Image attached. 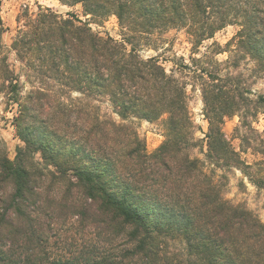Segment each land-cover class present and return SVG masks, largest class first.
<instances>
[{
	"label": "trees",
	"instance_id": "obj_1",
	"mask_svg": "<svg viewBox=\"0 0 264 264\" xmlns=\"http://www.w3.org/2000/svg\"><path fill=\"white\" fill-rule=\"evenodd\" d=\"M59 1L81 3L97 18L115 15L123 42L73 13L26 11L10 45L30 84L24 91L4 51L0 15V94L17 106L13 124L23 142L10 159L0 141V264H264V223L225 199L220 182L237 169L264 189V145L252 147L262 157L249 163L222 129L235 113L239 126H250L264 95L251 99L232 76L202 74L201 161L190 154L198 139L186 83L136 50L139 40L173 28L185 29L198 48L234 24L232 65L248 56L264 77V0ZM97 97L120 122L90 109L85 99ZM163 115L165 138L147 153L123 121ZM205 161L224 170L219 179L204 171ZM176 239L184 243L178 257L169 251Z\"/></svg>",
	"mask_w": 264,
	"mask_h": 264
},
{
	"label": "rangeland",
	"instance_id": "obj_2",
	"mask_svg": "<svg viewBox=\"0 0 264 264\" xmlns=\"http://www.w3.org/2000/svg\"><path fill=\"white\" fill-rule=\"evenodd\" d=\"M39 7H50L53 11L67 16L68 13L76 15L83 23L88 24L92 31L100 36L112 37L123 42L124 31L119 25L117 17L109 14L102 18L86 14L81 3L73 5L62 4L59 0H0V15L3 20L5 31L2 35L4 51L8 56L9 63L24 82V91L30 88L17 61L15 53L10 45L18 29V15L36 13ZM238 30L237 25H227L217 31L210 39L202 41L199 47H194L192 39L185 29L173 28L162 32H155L147 38L139 40L136 50L142 58L153 57L161 64L167 73L172 74L178 80L186 83L187 105L190 117L194 123V137L198 139V146L190 149L191 156L204 160L205 134L208 122L204 116L202 91L204 72H212L218 76H232V83L244 89L246 96L257 99L260 94L264 95V77L254 69V61L247 57L241 58L237 66L232 65L235 53L232 44L228 41ZM127 49L130 48L126 45ZM216 51H220L217 53ZM236 57H239L237 55ZM72 98L80 94L73 92ZM90 109L101 119L111 117L120 122L119 116L113 112V107L106 97L85 99ZM17 113V106L5 104V98L0 94V141L3 142L6 154L13 159L16 146L23 142L17 136L13 124V118ZM166 115L159 119L146 120L130 117L123 121L130 123L136 129L138 135L144 140L147 153L154 152L164 140V126ZM237 113L231 114L224 119L222 129L231 140L232 145L240 151L241 156L249 163H253L262 157V154L252 147L260 148L264 145V108H258V113L250 126L241 127ZM242 137L247 140H242ZM248 141V142H247ZM249 143L251 147H248ZM38 158V156H36ZM202 168V165H201ZM204 171L219 179L224 170L214 169L207 161L203 165ZM226 179L222 182L223 197L233 204H243L264 223V189L252 184L243 173L237 169L224 171ZM184 243L176 239L170 243V254L182 256Z\"/></svg>",
	"mask_w": 264,
	"mask_h": 264
}]
</instances>
